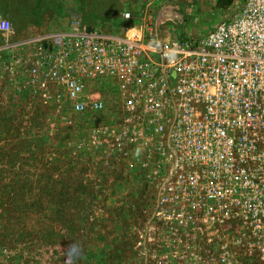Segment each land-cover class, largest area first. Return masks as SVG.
<instances>
[{"label":"built area","instance_id":"built-area-1","mask_svg":"<svg viewBox=\"0 0 264 264\" xmlns=\"http://www.w3.org/2000/svg\"><path fill=\"white\" fill-rule=\"evenodd\" d=\"M0 35L9 85L56 115H93L85 145L140 160L156 182L153 218L190 264H264V0L198 38L72 23L16 41L1 17ZM107 81L114 111L96 90Z\"/></svg>","mask_w":264,"mask_h":264},{"label":"rangeland","instance_id":"rangeland-1","mask_svg":"<svg viewBox=\"0 0 264 264\" xmlns=\"http://www.w3.org/2000/svg\"><path fill=\"white\" fill-rule=\"evenodd\" d=\"M22 1L4 2L5 7L0 1V17L10 22L11 38L16 41L64 30L72 23L116 31L115 20L109 26L87 22L76 0ZM242 1L122 0L129 4L122 13L133 19L128 25H147L160 38H198L213 28V22L215 26L227 19ZM3 43L0 35V46ZM3 70L0 59V148L10 142L0 151V264H62V251L66 249L67 255L69 243L59 239L63 234L59 218L53 214L45 218L40 209L52 199L51 189L59 187L45 183L49 176L55 183L59 176L69 177L71 200L83 206L85 226L77 233L83 247L79 264H183L184 259L190 264L191 255L176 251L180 238L173 229L159 227L153 218L156 182L140 160L107 159L89 143L85 145L86 131L98 120L88 114L56 115L36 109L27 95L8 84ZM96 90L108 110L114 111L109 81ZM41 113L44 117L39 119ZM17 153L20 161L14 162ZM79 182L82 188L76 191ZM43 219L40 226L45 228L39 231ZM63 264H68V258Z\"/></svg>","mask_w":264,"mask_h":264},{"label":"trees","instance_id":"trees-1","mask_svg":"<svg viewBox=\"0 0 264 264\" xmlns=\"http://www.w3.org/2000/svg\"><path fill=\"white\" fill-rule=\"evenodd\" d=\"M1 1V0H0ZM2 3H9L10 4H15V2L17 0H2ZM31 0H25L23 3L26 4ZM5 3L3 4L5 7ZM77 5L79 6L78 8L81 10V12H84V17L87 19V22L91 21V24L98 25V24H103L101 26H109L112 22L115 20V26H113V28H115L116 31H101L105 34H112V35H123L124 33V29L126 26H128V24L130 22H132V18H130V20H123L122 19V10L123 7L127 5H129L128 3H122V0H76ZM97 4V6L95 7L94 5ZM86 7H85V6ZM41 15V14H40ZM105 23V24H104ZM84 27V26H83ZM84 29L86 31H91L93 30V26L92 27H84ZM62 31V30H59ZM36 109H41L43 111H47L46 113L52 112L51 110L47 109V108H42L39 107L37 105ZM42 115H40L38 118L40 119L42 116L44 117V114L41 113ZM93 116V115H90ZM10 144V142L6 141L3 143V146L0 148V151L2 152L3 149H5V147H9V145L6 144ZM15 145L18 144H12V146L17 147ZM21 148H18V151L20 152ZM23 152H27L26 150H24ZM12 159L14 162L20 161V157L17 155L12 156ZM68 178L69 177H63V176H59L58 177V181L57 183L53 182L50 180V176L47 179L48 181H46L45 183L48 184L50 186H56L59 185L58 188H52L51 189V194L50 196H52L51 200L44 202L43 204L40 205V209L41 212L44 214V217L46 218L47 214H53L56 217L59 218L58 223L61 225V232L63 231V234L60 233L59 235V239L60 241H66L72 244L73 242H82V238L77 237V233L79 230H81L84 226H85V221L86 219H84V209L82 204H77L75 203L73 200H71V198L73 197V193L70 192V190L68 189L69 187L68 185ZM42 179H44V175L42 176ZM50 181V183H49ZM78 188H82L81 186V182H79L76 185V191L78 190ZM59 196V200H57L55 197ZM78 201V200H76ZM80 212H81V216H80ZM74 224V222H76ZM45 222V219L39 221H37V223L39 224V231L42 230L43 228H45L44 226H40L41 223ZM49 231L53 234V230L52 228L49 229ZM41 237H44V235H42ZM59 241V242H60ZM56 244V243H55ZM55 244H51L48 246H54ZM60 244V243H57ZM56 244V245H57ZM68 245V246H69ZM66 247V246H65ZM68 248V247H67ZM66 249H64V251H62L63 254V258L61 260V263L63 264L64 262H66V258H68V256L66 255Z\"/></svg>","mask_w":264,"mask_h":264},{"label":"clouds","instance_id":"clouds-1","mask_svg":"<svg viewBox=\"0 0 264 264\" xmlns=\"http://www.w3.org/2000/svg\"><path fill=\"white\" fill-rule=\"evenodd\" d=\"M83 255V247L80 242H73L67 248L68 264H79Z\"/></svg>","mask_w":264,"mask_h":264},{"label":"crops","instance_id":"crops-1","mask_svg":"<svg viewBox=\"0 0 264 264\" xmlns=\"http://www.w3.org/2000/svg\"><path fill=\"white\" fill-rule=\"evenodd\" d=\"M212 26H214V22H213ZM43 33H44V32H43ZM38 34H40V33H38ZM35 35H36V34H35Z\"/></svg>","mask_w":264,"mask_h":264}]
</instances>
